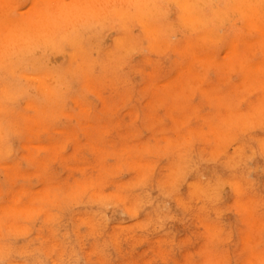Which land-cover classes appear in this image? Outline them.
<instances>
[{
	"label": "rangeland",
	"instance_id": "rangeland-1",
	"mask_svg": "<svg viewBox=\"0 0 264 264\" xmlns=\"http://www.w3.org/2000/svg\"><path fill=\"white\" fill-rule=\"evenodd\" d=\"M4 1L0 264H264L263 0Z\"/></svg>",
	"mask_w": 264,
	"mask_h": 264
},
{
	"label": "bare ground",
	"instance_id": "bare-ground-1",
	"mask_svg": "<svg viewBox=\"0 0 264 264\" xmlns=\"http://www.w3.org/2000/svg\"><path fill=\"white\" fill-rule=\"evenodd\" d=\"M1 1H4V0H1ZM32 1H33V0H32ZM38 1H39V0H34V2H33V4H34L35 2H37L36 5H34L36 10H37L36 7H37V4H38ZM41 1H42V0H41ZM41 1H40V2H41ZM43 1H44V0H43ZM184 1H185V0H184ZM213 1H214V3L216 2L215 0H213ZM213 1L210 0V2H213ZM233 1H234V0H232V2H233ZM251 1H252V0H250V2H251ZM7 2H8V1H7ZM30 2H31V0H30ZM166 2H168V5H169V1H166ZM180 2H181V1H180ZM190 2H191V0H190ZM195 2H196V1H195ZM197 2H198V1H197ZM253 2H255V0H254ZM263 2H264V0H263ZM4 3H5V1L3 2L2 7H3ZM13 3H14V2H13ZM27 3H28V2H27ZM60 3H61V2H60ZM184 3H185V2H184ZM192 3H193V1H192ZM192 3H191V4H192ZM207 3H209V2H207ZM234 3H235V2H234ZM256 3H258V6H259V5H260L259 3H262V2H258V1L256 0ZM256 3H254V4H256ZM5 4H6V3H5ZM8 4H9V3H7L6 6H8ZM166 4H167V3H166ZM172 4H173V2H172ZM174 4H176V2H175ZM182 4H183V3H182ZM197 4H198V3H197ZM197 4H196V5H197ZM205 4H206V3H205ZM211 4L214 5L213 3H211ZM248 4H249V3H248ZM262 4H264V3H262ZM262 4H261V6H262ZM17 5H18V4H17ZM29 5H30V4H29ZM31 5H32V2H31ZM192 5H193V4H192ZM209 5H210V4H209ZM212 5H211V6H212ZM251 5H252V3H251ZM9 6H11V5H9ZM15 6H16V3H15ZM15 6H13V7L15 8V10H17V8H16L17 6H16V7H15ZM18 6H19V5H18ZM20 6H21V5H20ZM25 6H26V5H25ZM34 6H32V7H34ZM64 6H65V4H64ZM193 6L195 7V5H193ZM200 6H203V4H202V5H199V7H200ZM216 6H217V5H216ZM258 6H257V8H258ZM261 6H259L260 10L262 9ZM0 7H1V5H0ZM41 7H42V6H41ZM41 7H40V8L38 7V9H41ZM60 7H62V6H60ZM66 7H67V6H66ZM178 7H179V6H178ZM178 7H177V8H178ZM194 7H192V12L194 11V9L197 8V7H196V8H194ZM214 7H215V5H214ZM255 7H256V5H255ZM263 7H264V6H263ZM14 8H12V10H13ZM21 8H22V7H21ZM30 8H31V7H30ZM30 8H29V9H30ZM42 8H44V7H42ZM63 8H64V7H63ZM70 8H71V7H70ZM244 8H246V7H244ZM3 9H4V8H3ZM7 9H8V8H7ZM211 9H212V8H211ZM215 9L218 10L217 7H216ZM232 9H233V8H232ZM251 9H252V8H251ZM0 10H2V9H0ZM12 10H11V11H12ZM21 10H22V9H21ZM174 10H175V9H174ZM187 10H188V9H187ZM187 10H186V11H187ZM248 10H249V9H248ZM260 10H259V12H260ZM6 11H7V10H6ZM6 11L4 10V13H5ZM9 11H10V10H9ZM11 11H10V13H11ZM22 11H23V10H22ZM25 11H26V10H25ZM62 11L64 12V9H62ZM62 11H61V12H62ZM195 11H196V10H195ZM195 11H194V14H195ZM213 11H214V10H213ZM245 11H246V10H245ZM26 12H27V11H26ZM29 12H30V11H29ZM42 12H45V9H44L43 11H41V12L39 11L38 13H42ZM56 12H57V11H56ZM59 12H60V11H59ZM189 12H191V11L188 10V14H189ZM192 12H191V13H192ZM196 12H198V10H197ZM199 12H200V11H199ZM225 12H226V11H225ZM240 12H241V11H240ZM259 12H258V13H259ZM262 12L264 13V9L262 10ZM1 13H2V12H1ZM1 13H0V14H1ZM7 13H8V11H7ZM7 13H5V16H6ZM10 13H8V14L10 15ZM18 13H19V12H18ZM22 13L25 14L24 12H22ZM35 13H36V12H35ZM241 13H242V12H241ZM8 14H7V16H8ZM27 14H29V13H26V15H27ZM115 14H116V13H115ZM160 14H162V13H160ZM219 14H220V13H219ZM244 14H245V13H243L242 15L244 16ZM248 14H249V13H248ZM256 14H257V12H256ZM261 14H262V13H261ZM3 15H4V14H3ZM46 15H47V13H46ZM59 15L61 16V14H59ZM63 15H64V14H63ZM63 15H62V16H63ZM226 15L228 16V14H226ZM235 15H236V13H235ZM235 15H234V16H235ZM237 15H238V14H237ZM0 16H1V15H0ZM23 16H24V15H23ZM28 16H29V15H28ZM184 16H185V15H184ZM195 16H200V15H199V13H197V14H195ZM230 16H232V15H230ZM234 16H233V18H234ZM245 16H246V15H245ZM245 16H244V17H245ZM256 16H258V15H256ZM25 17H26V16H25ZM43 17L45 18L44 15H43ZM48 17H49V16H48ZM178 17H179V16H177V18H178ZM237 17H238V16H237ZM237 17H236V18H237ZM241 17H242V16H241ZM260 17H262V16H260ZM3 18H4V16H3ZM6 18L9 19L8 17H5V19H6ZM169 18H171V17H169ZM179 18H180V17H179ZM185 18H187V17L185 16ZM194 18H195V17H194ZM222 18H224V16H222ZM225 18H226V17H225ZM225 18H224V22H225V20H226ZM230 18H231V17H230ZM233 18H232V20H233ZM242 18H243V17H242ZM0 19H2V18L0 17ZM10 19H11V18H10ZM10 19H9V20H10ZM14 19L16 20V18H14ZM14 19H12V20L15 21ZM33 19H34V18H33ZM42 19H43V18H42ZM42 19H41V20H42ZM106 19H107V18H106ZM195 19H198V20L202 21V19H199V17H196ZM234 19H235V18H234ZM239 19H240V18H239ZM258 19H259V18H258ZM258 19L255 18L256 21H257ZM262 19H264V18H261V19H259V20H262ZM34 20L37 21V19H34ZM87 20H88V19H87ZM198 20H194V22L197 21L196 23L198 24V25H196L197 28H198L197 30H199V29L202 28V27H206V25H205V22H206V21H205V20L209 21L208 19H203L204 23L202 24L203 26L201 27V26H199ZM235 20H236V19H235ZM242 20H243V19H242ZM244 20H245V19H244ZM259 20H258V21H259ZM10 21H11V20H10ZM13 21H12V23H13ZM181 21H182V19H181ZM181 21H180V22H181ZM200 21H199V22H200ZM203 21H202V22H203ZM213 21H214V19H213ZM227 21L229 22V20H226L225 23H228ZM230 21H231V20H230ZM263 21H264V20H263ZM2 22H3V20H2ZM40 22H41V21H40ZM192 22H193V20H192ZM220 22H222V21H220ZM232 22L234 23V21H231V23H232ZM259 22H260V21H259ZM15 23H16V22H15ZM19 23H20V22H19ZM22 23H23V21H22ZM22 23H20V25H21ZM36 23H37V24H40V23H38V22H36ZM141 23H142V22H141ZM182 23H183V22H182ZM184 23H185V22H184ZM24 24H25V23H24ZM41 24H43V22H42ZM176 24H177V23H176ZM194 24H195V23H194ZM209 24H210V22H209ZM209 24H207V26H208ZM253 24H255V23H253ZM258 24H259V23H258ZM9 25H10V24H9ZM16 25H17V23H16ZM16 25H15V27H16ZM18 25H19V24H18ZM18 25H17V26H18ZM22 25H23V24H22ZM83 25H84V24H83ZM103 25H104V24H103ZM142 25H143V24H142ZM178 25H179V23H178ZM204 25H205V26H204ZM216 25H218V24H216ZM225 25H226V24H225ZM235 25H236V24H235ZM255 25H256V24H255ZM260 25H262V23H260ZM182 26H184V25L182 24ZM192 26H193V25H192ZM198 26H199L200 28H199ZM226 26H227V25H226ZM231 26H232V25H231ZM231 26H230V27H231ZM256 26H257V25H256ZM256 26H255V27H256ZM3 27H4V26H3ZM9 27H10V26H9ZM15 27L13 26V28H15ZM24 27H25V26H24ZM28 27H29V26H28ZM38 27H39V25H38ZM65 27H66V26H65ZM153 27H154V26H153ZM174 27H175V24H174ZM209 27H210V26H209ZM247 27H249V24H248ZM11 28H12V27H11ZM13 28H12V29H13ZM17 28H18V27H17ZM190 28H191V27H190ZM193 28H195V27L193 26ZM193 28H191V29H193ZM4 29H5V28H4ZM23 29H25V28H23ZM35 29L37 30V28H35ZM65 29H66V28H65ZM147 29H148V28H147ZM173 29H174V28H173ZM231 29H232V28H231ZM5 30H6V29H5ZM26 30H27V29H25V31H26ZM149 30H150V29H149ZM154 30H155V28H154ZM200 30H201V29H200ZM207 30H208V29H207ZM219 30H221V28H220ZM219 30H218V31H219ZM246 30H247V28H246ZM253 30L256 31L255 28L252 29V32H254ZM16 31H17V30H16ZM16 31H15V33L18 32V31H17V32H16ZM65 31H67V29H66ZM114 31H115V30H114ZM151 31H152V30H151ZM155 31H156V30H155ZM193 31H194V29H193ZM213 31H214V30H213ZM213 31H212V34H213ZM263 31H264V30H263ZM39 32H40V30H39ZM67 32H68V31H67ZM152 32H153V31H152ZM157 32H158V31H157ZM168 32H169V31H168ZM188 32H189V31H188ZM197 32H198V31H197ZM208 32H209V31H208ZM245 32H246V31H245ZM249 32H250V31H249ZM258 32H259V31H258ZM34 33H35V32H34ZM63 33H64V31H63ZM97 33H98V32H97ZM104 33H105V32H104ZM104 33H102V34H104ZM153 33H154V32H153ZM189 33H190V32H189ZM209 33H210V32H209ZM64 34H65V33H64ZM150 34H151V33H150ZM212 34H211V35H212ZM240 34H242V33H240ZM9 35H10V34H9ZM34 35H35V34H34ZM57 35H58V34H57ZM88 35H89V34H88ZM151 35H152V34H151ZM153 35H156V32H155V34H153ZM153 35L150 36V37H154ZM173 35H174V34H173ZM197 35H198V34H197ZM202 35H203V34H202ZM206 35H207V34H205V36H206ZM213 35H214V34H213ZM213 35H212V36H213ZM244 35H246V34H243V36H244ZM247 35H248V34H247ZM257 35H259V34H257ZM20 36H21V35H20ZM64 36H66V35H64ZM156 36H160V35H156ZM156 36H155V37H156ZM209 36H210V34H209ZM215 36H216V35H215ZM215 36H214V37H215ZM219 36H222V35H219V34H218V37H219ZM31 37H32V36H31ZM33 37H34V36H33ZM146 37H147V36H146ZM173 37H174V36H173ZM173 37H172V38H173ZM198 37H199V35H198ZM218 37H216V39H217ZM259 37H260V36H259ZM259 37H258V38H259ZM263 37H264V36H263ZM11 38H12V37H11ZM13 38H14V37H13ZM21 38H22V37H21ZM115 38H117V37H115ZM157 38H158V37H157ZM221 38H222V37H221ZM250 38H252V37H250ZM18 39H19V38H18ZM33 39H34V38H33ZM37 39L39 40V38H37ZM51 39H52V38H51ZM79 39H80V38H79ZM87 39H88V38H87ZM216 39H215L214 42L217 43L218 39H220V38H218L217 41H216ZM261 39H262V38H261ZM13 40H14V39H13ZM19 40H22V39H19ZM45 40H46V39H45ZM48 40H49V39H48ZM112 40H113V39H112ZM118 40H119V39H118ZM204 40H205V39H204ZM204 40H203V41H204ZM209 40H211V39L209 38ZM209 40H208V41H209ZM213 40H214V39H213ZM213 40H211V41H213ZM222 40H223V39H222ZM238 40H239V39H238ZM246 40H247V39H246ZM249 40H250V39H249ZM249 40H248V41H249ZM262 40H263V39H262ZM262 40H261V41H262ZM9 41H10V40H9ZM31 41H32V40H31ZM34 41H35V40H34ZM36 41H37V40H36ZM39 41H40V40H39ZM49 41H50V40H49ZM126 41H127V40H126ZM197 41H198V40H197ZM197 41H196V42H197ZM208 41H207V42H208ZM211 41H209V42H211ZM220 41H221V39H220ZM233 41H234V40H233ZM241 41H242V40H241ZM243 41H244V40H243ZM243 41H242V42H243ZM258 41H259V40H258ZM263 41H264V40H263ZM263 41L261 42V44H263ZM1 42H3V39H2ZM29 42H30V41H29ZM37 42H38V41H37ZM41 42H42V41H41ZM45 42H46V41H45ZM50 42H51V41H50ZM189 42H190V41H189ZM198 42H200V41H198ZM230 42H231V41H230ZM230 42H229V43H230ZM246 42H247V41H246ZM23 43H24V42H23ZM38 43H40V42H38ZM51 43H52V42H51ZM114 43H115V42H114ZM194 43H195V42H194ZM205 43H206V42H205ZM211 43L213 44V42H211ZM216 43H215V44H216ZM7 44H8V43H7ZM7 44H6V45H7ZM24 44H26V43H24ZM32 44H33V43H32ZM75 44H76V43H75ZM207 44H208V43H207ZM239 44H240V43H239ZM261 44H260V45H261ZM42 45H43V44H42ZM52 45H53V44H52ZM52 45H51V46H52ZM119 45H120V44H119ZM190 45H191V44H190ZM190 45H189V46H190ZM197 45H198V44H197ZM200 45H201V44H200ZM203 45H204V44H203ZM218 45H219V44H218ZM257 45H258V44H257ZM9 46H10V45H9ZM9 46H8V47H9ZM27 46H29V45L27 44ZM31 46H32V45H31ZM137 46H138V45H137ZM168 46H169V45H168ZM228 46H230V45H228ZM228 46H227V47H228ZM233 46H234V44H233ZM33 47H34V46H33ZM38 47H39V45H38ZM125 47H126V46H125ZM135 47H136V46H135ZM148 47H149V46H148ZM200 47L202 48V46H200ZM227 47H226V48H227ZM231 47H232V46H231ZM235 47H236V46H235ZM258 47H260V46H258ZM263 47H264V44H263ZM45 48H46V47H45ZM47 48H48V47H47ZM131 48H132V47H131ZM136 48H137V47H136ZM205 48H206V44H205ZM226 48H225V49H226ZM233 48H234V47H233ZM133 49H134V48H133ZM150 49H151V52H152V48H150ZM186 49H187V48H186ZM189 49H190V48H189ZM225 49H224V51H225ZM252 49H253V48H252ZM261 49H262V47H261ZM127 50H128V49H126V51H127ZM130 50H131V49H130ZM136 50H137V49H136ZM163 50H164V49H163ZM194 50H195V49H194ZM203 50H204V49H203ZM233 50H234V49H233ZM13 51H14V50H13ZM144 51H145V48H144ZM196 51H198V50L196 49V50L194 51L193 55H195V52H196ZM201 51H202V50H201ZM213 51H214V50H213ZM251 51H252V50H251ZM259 51H261V50H259ZM14 52H15V51H14ZM26 52H27V51H26ZM39 52H40V51H39ZM43 52H44V50H43ZM47 52H48V51H47ZM64 52H65V51H64ZM131 52H132V51H131ZM131 52H130V53H131ZM135 52H136V51H135ZM160 52H161V51H160ZM181 52H182V51H181ZM187 52H188V51H187ZM187 52H186V53H187ZM215 52H216V50H215ZM228 52H229V51H228ZM232 52H234V51H232ZM238 52H239V51H238ZM16 53H17V52H16ZM21 53H22V52H21ZM21 53H20V54H21ZM41 53H42V52H41ZM53 53H54V52H53ZM133 53H134V52H133ZM189 53H190V55H191V52H188L187 54H189ZM197 53H198V52H196V55H197ZM204 53H205V51H204ZM211 53H212V52H211ZM230 53H231V52H230ZM239 53H240V52H239ZM256 53H257V50H256ZM20 54H19V55H20ZM30 54H31V53H30ZM32 54L34 55L35 53L32 52ZM44 54H46V53H44ZM199 54L201 55L202 52H200ZM213 54H214V52H213ZM234 54H235V56H237L236 54H238L237 51H236V49H235V53H234ZM250 54H251V53H250ZM15 55H16V54H15ZM33 55H32V56H33ZM37 55H38V54H37ZM67 55H68V54H67ZM122 55H123V54H122ZM190 55H189V57H190ZM196 55H195V56H196ZM207 55H208V53H207ZM207 55H203V56H207ZM220 55H221V54H220ZM227 55H228V54H227ZM3 56H4V55H3ZM63 56H64V55H63ZM128 56H129V55H128ZM131 56H132V55H131ZM186 56H187V55H186ZM186 56H184V57H186ZM197 56H198V55H197ZM203 56H201V57L203 58ZM210 56H212V55L210 54ZM229 56H230V55H229ZM229 56H228V57H229ZM232 56H233V53H232L231 57H232ZM235 56H233V57H235ZM249 56H250V55H249ZM252 56H253V54H252ZM252 56H251V57H252ZM263 56H264V55H263ZM1 57H2V56H1ZM12 57H13V56H12ZM15 57H16V56H15ZM18 57H19V56H18ZM180 57H183V56H180ZM214 57H215V54H214ZM214 57H213V58H214ZM233 57H232V58H233ZM244 57H245V56H244ZM244 57L242 58L243 60H244ZM22 58H23V57H22ZM45 58H46V56H45ZM215 58H216V57H215ZM221 58H222V57H221ZM232 58H231V60H232ZM252 58H254V57H252ZM252 58H251V59H252ZM13 59H14V58H13ZM15 59H17V58H15ZM19 59H20V58H19ZM19 59H18V61H19ZM41 59H43V58H41ZM187 59H188V58H187ZM191 59H192V56H191ZM228 59L230 60V57H229ZM228 59H226V60H228ZM245 59H246V58H245ZM0 60H1V58H0ZM5 60H6V59H5ZM210 60H211V59H210ZM219 60H220V59H218V62H219ZM226 60H225V61H226ZM229 60H228V62H230ZM233 60H234V59H233ZM233 60H232V62H234ZM239 60H240V59H239ZM239 60H237V61H239ZM247 60H249V58H248ZM1 61H2V60H1ZM1 61H0V62H1ZM11 61H12V60H11ZM11 61H10V62H11ZM15 61H16V60H15ZM214 61H215V60H214ZM214 61H213L212 63H214ZM220 61H221V60H220ZM251 61H252V60H251ZM2 62H3V61H2ZM8 62H9V60H8ZM195 62H196V61H195ZM205 62H206V61H205ZM215 62H216V61H215ZM232 62H231V63H232ZM248 62H249V61H248ZM254 62L258 63L259 61L257 62V60H256V61H254ZM260 62H261V61H260ZM173 63H174V62H173ZM231 63L228 64L229 67H230V69H232V67H231V66H232ZM237 63H239L241 66H243V62H242V60H241V62H237ZM241 63H242V64H241ZM49 64H50V63H49ZM179 64H180V62H179ZM195 64H196V63H195ZM198 64H199V63H198ZM210 64H211V63H210ZM210 64H209V65H210ZM216 64H217V63H216ZM232 64H233V63H232ZM234 64H235V63H234ZM234 64H233V65H234ZM239 64H237L238 67H239L238 69L241 68V66H239ZM244 64H245V62H244ZM252 64L254 65V63H252ZM117 65H118V64H117ZM189 65H190V64H189ZM209 65H208V66H209ZM211 65H212V64H211ZM237 65L235 66V68L237 67ZM260 65H261V64H260ZM260 65H259V67H261ZM115 66H116V65H115ZM193 66H194V65H192V68H193ZM204 66H205V65H204ZM204 66H202V67H204ZM208 66H207V67H208ZM249 66H251V65H249V63H248L246 67H249ZM256 66H257V64H256ZM116 67H117V66H116ZM214 67H217V66H214ZM246 67H244V68H246ZM1 68H2V67H1ZM190 68H191V67H190ZM192 68L190 69V71L193 70ZM205 68H206V67H204V69H205ZM210 68H211V67H210ZM242 68H243V67H242ZM242 68H241V70H242ZM244 68H243V69H244ZM255 68H257V67H255ZM107 69H108V68H107ZM117 69H118V68H117ZM117 69H116V70H117ZM187 69H189V68H187ZM195 69H196V68H195ZM206 69H208V68H206ZM206 69H205V70H206ZM230 69H229V71H230ZM233 69H234V66H233ZM0 70H1V69H0ZM202 70H203V69H201V72H202ZM208 70H210V69H208ZM208 70H207V71H208ZM225 70H226V69H225ZM236 70H237V68H236ZM244 70H245V69H244ZM256 70H257V69H256ZM14 71H15V70H13L12 72H14ZM221 71H222V70H221ZM227 71H228V69H227ZM227 71H226V72H227ZM229 71H228V72H229ZM234 71H235V70H234ZM247 71H248V69H247ZM249 71H250V70H249ZM257 71L259 72L260 70H257ZM17 72H18V71H17ZM188 72H189V71H188ZM219 72H220V71H219ZM224 72H225V71H224ZM228 72H227V73H228ZM242 72H243V70L241 71V73H242ZM262 72H263V67H262ZM262 72H260V73H262ZM204 73H205V72H204ZM222 73H223V72H222ZM222 73H221V74H222ZM230 73H231V72H229L228 74H230ZM260 73H259V74H260ZM24 74H25V73H24ZM200 74H201V73H200ZM234 74H235V73H234ZM236 74H237V73H236ZM250 74H253V73L250 71ZM259 74H257V75L259 76ZM26 75H28V74H26ZM223 75H224V74H223ZM247 75H249V74L247 73ZM260 75H261V74H260ZM262 75H263V74H262ZM23 76L25 77V75H23ZM180 76H181V74H180ZM180 76H179V78H180ZM232 76H233V75H232ZM243 76H244V74H243ZM249 76H250V75H249ZM249 76H247L246 78H244V80L246 81V79L249 78ZM252 76H253V75H252ZM255 76H256V75H255ZM255 76H253V77L255 78ZM36 77H37V75H36ZM250 77H251V76H250ZM256 77H257V76H256ZM259 77H260V76H259ZM4 78H5V76H4ZM29 78H30V77H29ZM198 78H199V77H198ZM230 78H231V77H230ZM240 78H241V77H240ZM262 78H263V77H262ZM22 79H23V78H22ZM25 79H26V78H25ZM50 79L52 80V78H50ZM204 79H205V78H204ZM226 79H229V77H227ZM259 79H260V78H259ZM30 80H31V79H30ZM30 80H29V81H30ZM41 80H42V79H41ZM41 80H38V81H41ZM63 80H64V78H63ZM201 80H202V79H201ZM262 80H263V79H262ZM34 81H37V80L34 79ZM167 81H168V80H167ZM170 81H172V79H171ZM180 81H181V80H180ZM203 81H204V80H203ZM227 81H228V80H226V82H227ZM249 81H250V80H249ZM42 82H43V81H41L40 83L43 84ZM44 82H45V81H44ZM48 82H49V81H48ZM163 82H165V81H163ZM163 82H161V83H163ZM198 82H199V81H198ZM200 82H202V81H200ZM200 82H199V83H200ZM224 82H225V81H224ZM252 82H253V81H252ZM252 82H251V83H252ZM29 83H30V82H29ZM51 83H52V82H51ZM58 83H59V82H58ZM159 83H160V82H159ZM165 83H166V82H165ZM174 83H175V82H174ZM184 83H185V82H184ZM222 83H223V82H222ZM247 83H248V81H247ZM247 83L244 82V85H246V87H248V84H250V83H248V84H247ZM260 83H263V81H261ZM169 84H171V83H168V84H166V85H164V86H167V85H169ZM179 84H180V83H179ZM182 84H183V83H181L180 85H182ZM188 84H189V83H188ZM217 84H218V83H217ZM227 84H228V83H227ZM252 84H253V83H252ZM33 85H34V84H33ZM45 85H46V84H45ZM51 85H52V84H51ZM185 85H186V83H185ZM258 85H259V84H258ZM258 85H255L254 87H256V86H258ZM260 85H261V84H260ZM37 86H39V84H37ZM37 86H36V87H37ZM92 86H93V85H92ZM173 86H175V85H173V83H172V87H173ZM199 86H201V85L199 84ZM262 86H263V85H262ZM43 87H44V86H43ZM45 87H46V86H45ZM48 87H49V86H48ZM145 87H146V86H145ZM159 87H160V86H159ZM220 87H221V86H220ZM220 87H219V89H220ZM234 87H235V86H234ZM246 87H243V88H246ZM258 87H260V86H258ZM258 87H257V88H258ZM46 88H47V87H46ZM46 88H45V89H46ZM153 88H154V87H153ZM153 88H152V89H153ZM166 88H167V87H166ZM174 88H175V87H174ZM263 88H264V86H263ZM263 88L260 87V89H262V91H263ZM163 89H165V88H163ZM163 89H162V90H163ZM167 89H168V88H167ZM169 89H171V88L169 87ZM175 89H176V88H175ZM199 89H200V88H199ZM214 89H215V88H214ZM246 89H248V88H246ZM246 89H244V90H246ZM37 90H40V89H37ZM42 90H43V89H42ZM42 90H41V92H42ZM165 90H166V89H165ZM165 90H163V91H165ZM176 90H177V89H176ZM179 90H180V89H178V91H179ZM183 90H184V89H183ZM186 90H188V89L186 88ZM189 90H190V89H189ZM242 90H243V89H242ZM251 90H252V86L250 87V90H248L247 93H249ZM255 90H256V89H255ZM255 90H253V91H255ZM46 91H47V90H46ZM171 91H172V90H171ZM193 91H194V90H193ZM217 91H218V90H217ZM43 92H44V91H43ZM49 92H50V91H49ZM49 92H48V95H49ZM155 92H156V91H155ZM169 92H170V91H169ZM175 92H176V91H175ZM181 92H182V89H181ZM219 92H220V91H219ZM221 92H223V91H221ZM234 92H235V91H233V93H234ZM237 92H238V91H237ZM44 93H45V92H44ZM161 93H163V92H161ZM170 93H171V92H170ZM187 93H188V92H187ZM190 93H191V92H190ZM192 93H193V92H192ZM207 93H208V92H207ZM207 93H206V94H207ZM212 93H213V92H212ZM214 93H215V92H214ZM214 93H213V94H214ZM250 93H252V92H250ZM250 93H249V94H250ZM255 93H256V92H255ZM255 93H254V94H255ZM258 93H260V92H258ZM157 94H158V93H157ZM165 94H166V93H165ZM183 94H184V92H183ZM183 94H182V96H183ZM193 94H194V93H193ZM229 94H230V93H229ZM239 94H240V93H239ZM242 94H244V93H242ZM245 94H246V93H245ZM166 95H167V94H166ZM179 95H180V94H179ZM188 95H189V94H188ZM227 95H228V94H227ZM250 95H251V94H250ZM180 96H181V95H180ZM192 96H193V95H192ZM228 96H229V95H228ZM233 96H234V95H233ZM236 96H237V95H236ZM240 96H241V95H240ZM240 96H239V97H240ZM245 96H246V95H245ZM245 96H244V97H245ZM51 97H52V96H51ZM175 97H177V93H175ZM186 97H187V96H186ZM186 97H185V98H186ZM190 97H191V96H189V98H190ZM202 97H204V95H203ZM216 97H219V96L216 95ZM230 97H231V96H229V98H230ZM261 97H262V96H261ZM261 97H260V98H261ZM177 98H178V97H177ZM180 98H181V97H180ZM182 98H184V97H182ZM212 98H213V97H212ZM223 98L225 99V95L223 96ZM229 98H228V99H229ZM231 98H232V97H231ZM231 98H230V99H231ZM129 99H130V98H129ZM175 99H176V98H175ZM186 99H187V98H186ZM215 99H216V98H215ZM263 99H264V97H263ZM182 100H183V99H182ZM210 100L213 101L214 98H213V99L210 98ZM217 100H218V99H217ZM226 100H227V99H226ZM226 100H223V101L226 102ZM237 100H238V98H237ZM239 100H241V99H239ZM243 100H244V99H243V97H242V101H243ZM245 100H246V98H245ZM247 100H248V99H247ZM260 100H261V99H260ZM230 101H231V100H230ZM230 101H229V103H230ZM234 101L236 102V100H234ZM256 101H257V100H256ZM261 101H262V100H261ZM188 102H189V101H188ZM213 102H215V101H213ZM240 102H241V101H240ZM240 102H238V103H240ZM254 102H255V101H254ZM30 103H31V102H30ZM201 103H202V102H201ZM221 103H222V101H221ZM227 103H228V102H227ZM256 103H257V102H256ZM28 104H29V103H28ZM184 104H185V103H183V105H184ZM211 104H212V103H211ZM216 104H217V103H216ZM223 104H224V103H223ZM240 104H241V103H240ZM240 104H239V105H240ZM250 104H251V103H250ZM252 104H253V103H252ZM29 105H30V104H29ZM183 105H181V106H183ZM185 105H186V104H185ZM185 105H184L183 107H185ZM208 105H209V103H208ZM213 105H215V104L213 103ZM217 105H219V104H217ZM217 105H216V106H217ZM230 105H231V104H230ZM234 105H235V104H234ZM239 105H238V106H239ZM181 106H180V107H181ZM209 106H210V105H209ZM227 106H228V105H227ZM227 106H226V107H227ZM263 106H264V105H262V107H263ZM222 107H223V106H222ZM228 107H229V106H228ZM255 107H257V106H255ZM186 108H187V107H186ZM203 108H204V107H203ZM209 108H211V107H209ZM214 108H215V106H214ZM218 108H219V107H218ZM218 108H217V110H218ZM260 108H261V107H260ZM181 109H182V107H181ZM181 109H180V110H181ZM199 109H200V108H199ZM199 109L196 108V110H199ZM219 109H220V108H219ZM230 109H231V108H230ZM230 109H229V110H230ZM232 109H233V107H232ZM232 109H231V110H232ZM262 109H263V108H262ZM180 110H179V111H180ZM194 110H195V109H194ZM194 110H193V112H194ZM213 110H216V108L213 109ZM226 110H228V109H226ZM236 110H237V109H236ZM238 110H240V109H238ZM258 110H259V109H258ZM179 111H178V112H179ZM219 111H220V110H219ZM221 111H222V110H221ZM252 111H253V110H252ZM260 111H261V110H259V112H260ZM182 112H183V111H182ZM195 112H196V111H195ZM195 112H194V114H195ZM197 112H198V111H197ZM213 112H215V111H213ZM1 113H2V112H1ZM191 113H192V112H191ZM244 113H245V112H244ZM250 113H251V112H250ZM250 113H249V115H250ZM254 113H258V112H254ZM263 113H264V112H263ZM263 113H262V114H263ZM168 114H169V112H168ZM170 114H171V113H170ZM192 114H193V113H192ZM229 114H231V113H229ZM247 114H248V113H247ZM251 114H252V113H251ZM195 115H197V114H195ZM221 115H222V114H221ZM227 115H228V113H227ZM238 115H240V114H238ZM238 115H237V116H238ZM244 115H245V114H244ZM253 115H254V114H253ZM260 115H261V113H260ZM260 115H259V116H260ZM188 116H189V115H188ZM255 116H256V114H255ZM261 116L263 117V115H261ZM183 117L189 118L190 116L187 117V116L185 115V116H183ZM215 117H216V116H215ZM233 117H234V116H233ZM245 117H246L245 119L250 118V116H249V117L245 116ZM256 117H257V116H256ZM210 118H212L211 115H210ZM226 118H227V117H226ZM236 118H237V117H236ZM241 118H242V117H241ZM200 119H201V118H200ZM206 119H207V118H206ZM217 119H218V118H217ZM234 119H235V117H234ZM261 119H262V118H261ZM263 119H264V117H263ZM263 119H262V120H263ZM228 120H229V121H228ZM228 120H227L228 124L231 125V124L229 123V122H230V119H228ZM236 120H237V119H236ZM240 120H241V121H244V119H243V120L240 119ZM179 121H180V120H179ZM179 121H176V119L174 120L175 123H176V122H179ZM188 121H189V120H188ZM205 121H207V120H205ZM209 121H210V120H209ZM219 121H220V120H219ZM232 121H233V120H232ZM245 121H246V120H245ZM245 121H244V122H245ZM249 121H250V120H249ZM249 121H248V122H249ZM180 122H181V121H180ZM183 122H184V121H183ZM186 122H187V121H185V123H186ZM189 122H190V121H189ZM196 122H197V121H196ZM212 122H213V121H212ZM214 122H215V121H214ZM227 122H226V123H227ZM234 122H236V121H234ZM248 122H247V123H248ZM250 122H251V121H250ZM252 122H253V121H252ZM260 122H262V121H260ZM263 122H264V120H263ZM207 123H208V122H207ZM232 123H233V122H232ZM238 123H239V120H238ZM240 123H242V122H240ZM247 123H246V124H247ZM256 123H257V122H256ZM203 124H204V123H203ZM236 124H237V123H236ZM252 124H253V123H252ZM258 124H259V122H258ZM88 125H89V124H88ZM175 125H176V124H175ZM189 125H190V124H189ZM189 125H188V126H189ZM215 125H216V124H215ZM221 125H222V124H221ZM224 125H227V124H224ZM234 125H235V124H234ZM244 125H245V124H244ZM244 125H242V126L245 128ZM247 125H248V124H247ZM254 125H255V124H253V126H254ZM262 125H263V124H262ZM180 126H183V125L180 124ZM205 126H206V125H205ZM212 126H213V125H212ZM248 126H250V125H248ZM248 126H247V127H248ZM259 126H261V124H260ZM174 127H177V126H174ZM186 127H187V126H186ZM221 127H222V126H221ZM232 127H233V126H232ZM237 127H238V124H237ZM243 127H242V128H243ZM256 127H257V126H256ZM263 127H264V126H263ZM161 128H162V127H161ZM179 128H181V127H179ZM213 128H214V127H212V129H213ZM229 128H230V126H229ZM238 128H239V127H238ZM260 128H261V127H260ZM225 129H227V128H225ZM235 129H236V128H235ZM251 129H252V128H251ZM251 129H250V130H251ZM263 129H264V128H263ZM182 130H183V129H182ZM221 130H222V129H221ZM228 130H229V129H228ZM228 130H227V133H228ZM247 130H249V128H248ZM255 130H256V129H255ZM3 131H4V130H3ZM3 131H2V132H3ZM213 131L215 132L216 130H213ZM213 131H212L211 133H213ZM243 131H244V130H243ZM2 132H1V133H2ZM190 132H192V131H189L188 133H190ZM193 132L196 133L195 131H193ZM201 132H202V131H201ZM224 132H226V131H224ZM234 132H235V133H238V132H236V130H235ZM234 132H233V133H234ZM244 132H245V131H244ZM244 132H243V133H244ZM248 132H249V131H248ZM188 133H187V134H188ZM202 133H203V132H202ZM206 133H207V131H206ZM215 133H216V132H215ZM229 133H231V131H230ZM239 133H240V132H239ZM241 133H242V130H241ZM245 133H246V132H245ZM2 134H3V133H2ZM185 134H186V133H185ZM191 134H192V133H191ZM197 134H200V133L197 132ZM204 134H205V132H204ZM195 135H196V134H195ZM245 135H246V134H245ZM198 136H199V135H198ZM207 136H208V135H207ZM234 136H235V135H234ZM195 137H196V136H195ZM204 137H205V136H204ZM210 137H212V136H210ZM232 137H233V134H232ZM236 137H237V136H236ZM252 137H254V136H252ZM258 137H259V136H258ZM199 138H200V137H199ZM223 138H224V137H223ZM228 138H229V137H228ZM237 138H238V137H237ZM237 138H236V139H237ZM217 139H218V138H217ZM225 139H226V138H225ZM253 139H254V138H253ZM204 140H205V139H204ZM260 140H261V139H260ZM262 140H263V138H262ZM215 141H216V140H215ZM217 141H218V140H217ZM219 141H220V138H219ZM221 141H222V139H221ZM221 141H220V142H221ZM263 142H264V140H263ZM219 144H220V143H219ZM219 144H218V145H219ZM257 144H258V143H257ZM263 144H264V143H263ZM263 144H262V145H263ZM242 145H243V144H242ZM262 145H259V146H262ZM240 146H241V145H240ZM203 147H204V146H203ZM215 147H216V146H215ZM245 147H246V146H245ZM262 147H263V146H262ZM262 147H261V148H262ZM236 148H238V147H236ZM236 148H235V149H236ZM239 148L242 149V147H239ZM239 148H238V149H239ZM263 148H264V147H263ZM263 148H262V149H263ZM203 149H204V148H203ZM205 150H206V149H205ZM201 151H202V150H201ZM224 151H226V150H224ZM238 151H240V150H238ZM241 151H242V150H241ZM241 151H240V152H241ZM221 152H223V151H221ZM221 152H220V153H221ZM233 152H234V151H233ZM255 152H256V151H255ZM212 153H213V152H212ZM214 153H215V152H214ZM227 153H228V152H227ZM242 153H243V152H242ZM262 153H263V151H262ZM217 154H219V153H217ZM255 154H256V153H255ZM255 154H254V155H255ZM204 155H205V154H204ZM213 155H214V154H213ZM221 155H222V154H221ZM226 155H227V154H226ZM235 155H236V154H235ZM237 155H238V153H237ZM241 155H242V154H241ZM206 156H207V155H206ZM250 156H251V154L249 155V157H250ZM252 156H253V155H252ZM255 156H256V155H255ZM216 157H218V155H217ZM232 157H233V156H232ZM234 157H235V156H234ZM236 157H237V156H236ZM209 158H210V156L208 157V159H209ZM213 158H215V156H214ZM241 158H242V157H240V159H241ZM253 158L255 159V157H253ZM230 159H231V158H230ZM232 160H233V159H232ZM222 161H224V160H222ZM229 161H230V160H229ZM238 161H239V160H238ZM240 161H241V160H240ZM231 162H232V161H231ZM233 162H234V161H233ZM209 163H210V162H209ZM249 163H250V161H249ZM233 164H234V163H233ZM233 164H232V165H233ZM246 164H247V163H246ZM200 165H201V164H200ZM238 165H239V163H238ZM226 166H228V165H226ZM229 166H230V165H229ZM249 166H251V165L249 164ZM182 167H183V166H182ZM216 167H217V166H216ZM238 168H239V166H238ZM186 169H187V168H186ZM194 169H195V168H194ZM209 169H210V168H209ZM189 170H190V169H189ZM231 170H232V169H231ZM183 171H184V170H183ZM208 172H209V171H208ZM250 172H251V171H250ZM170 173L175 175L174 172H173V173L170 172ZM174 175H173V176H174ZM180 175H181V173H180ZM212 175H213V174H212ZM234 175H235V173H234ZM171 176H172V175H170V177H171ZM173 176H172V178H173ZM170 177H169V179H170ZM176 177H177V175H176ZM180 177H181V176H180ZM235 177H236V176H235ZM241 177H242V176H241ZM202 178H203V177H202ZM242 178H243V177H242ZM174 179H175V178H174ZM204 179H205V177H204ZM219 179H220V178H219ZM248 179H249V178H248ZM248 179H247V180H248ZM171 180H172V179H171ZM178 180H179V179H178ZM234 180H235V179H234ZM234 180H233V181H234ZM247 180H246V181H247ZM196 181H197V180H196ZM229 181H230V180H229ZM229 181H228V182H229ZM233 181H231V183H232ZM237 181H238V180H236V182H237ZM243 181H244V180H243ZM203 182H204V181H203ZM228 182H227V183H228ZM239 182H240V180H239ZM248 182H249V181H248ZM199 183H200V182H198V183L196 184V183L194 182V184H196V185H198ZM206 183H207V182H206ZM206 183H205V184H206ZM224 183H225V181H224ZM227 183H225V184H227ZM241 183H242V182H241ZM244 183H245V182H244ZM232 184H234V183H232ZM239 184H240V183H239ZM239 184H237V185H239ZM199 185H200V184H199ZM199 185H198V186H199ZM211 185H212V184H211ZM211 185H210V186H211ZM250 185H251V184H250ZM241 186H242V185H241ZM190 187H191V186H190ZM199 187H201V185H200ZM202 187H203V186H202ZM215 187H217V186H215ZM234 187H235V186H234ZM237 187L240 188V186H237ZM235 188H236V187H235ZM241 188H242V187H241ZM244 188H245V187H244ZM199 189H200V188H199ZM237 189H238V188H237ZM191 190H192V189H191ZM204 190H205V189H204ZM208 190L211 191V188L208 189ZM216 190H218V189H216ZM192 191H193V190H192ZM192 191H191V194L193 193ZM201 191H202V190H201ZM201 191H200V192H201ZM219 191H220V190H219ZM203 192H205V191H203ZM205 193H206V192H205ZM205 193H204V194H205ZM207 193H209V192H207ZM213 193H214V192H213ZM217 193H220V192L217 191ZM196 195H197V194H196ZM196 195H195V197H196ZM199 195H200V194H199ZM202 195H203V193H202ZM206 195H207V194H206ZM206 195H205V196H206ZM208 195H209V194H208ZM210 195H211V194H210ZM192 196H193V195H192ZM217 196H218V195H217ZM198 197H199V196H198ZM210 197H211V196H210ZM213 197H214V196H213ZM201 198H202V197H201ZM216 198H217V197H216ZM216 198H215V199H216ZM203 199H204V197H203ZM211 199H212V198H211ZM15 200H16V199H15ZM15 200H14V201H15ZM199 200H200V198H199ZM208 200H209V199H208ZM210 201H211V200H210ZM210 201H209V202H210ZM211 202H212V201H211ZM204 203H205V202H204ZM241 203H242V202H241ZM13 204H14V203H12V205H13ZM207 204H208V203H207ZM9 205H10V204H9ZM16 205H17V204H15V206L13 205L14 208L16 207ZM204 205H205V204H204ZM211 205H212V204H211ZM206 206H207V205H206ZM9 207L11 208L12 206H9ZM9 207H8V209H9V211H10V208H9ZM202 208H203V205H202ZM8 209H6V210L8 211ZM15 209H16V208H15ZM17 209H18V208H17ZM199 210H200V209H199ZM11 211H14V210L11 209ZM5 212H6V211H5ZM18 212L20 213V209L18 210ZM18 212H16V214H18ZM9 213H11V212H9ZM199 213H200V212H199ZM3 214H4V213H3ZM11 214H12V213H11ZM13 215H15V214H13ZM13 217H14V216H13ZM16 217H17V216H16ZM199 217H200V216H199ZM202 217H203V215H202ZM251 221H252V220H251ZM10 226H11V225H10ZM10 230H11V229H10ZM0 235H1V234H0ZM249 235H250V234H249ZM247 237L250 239L249 236H247ZM207 238H208V237H207ZM250 252H251V250H250ZM250 252H249V253H250ZM263 252H264V251H263ZM21 253H22V252H21ZM212 253H213V252H212ZM212 253H211V254H212ZM254 253H256V252H254ZM260 253H261V252H260ZM260 253H258V256H259ZM211 254H210V255H211ZM213 254H214V253H213ZM251 254H253V252H252ZM220 255H221V254H220ZM262 255H263V254H262ZM221 256H222V255H221ZM208 257H209V256H208ZM259 257L263 258L261 255H260ZM219 258H220V257H219ZM207 259H209V258H207ZM212 259H213V257H212ZM257 259H258V258H257ZM257 259L255 258L256 261H257ZM263 260H264V258H263ZM259 261H260V259H259ZM208 262H209V261H208ZM12 263H13V262H12ZM17 263H18V262H17ZM19 264H22V263H19Z\"/></svg>",
	"mask_w": 264,
	"mask_h": 264
}]
</instances>
